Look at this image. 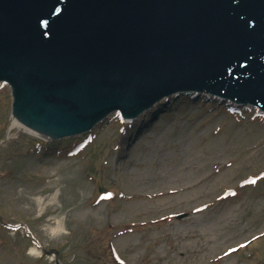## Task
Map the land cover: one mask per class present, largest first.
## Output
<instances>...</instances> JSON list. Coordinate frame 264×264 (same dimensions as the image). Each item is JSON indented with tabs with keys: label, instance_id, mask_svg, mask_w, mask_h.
<instances>
[{
	"label": "rangeland",
	"instance_id": "1",
	"mask_svg": "<svg viewBox=\"0 0 264 264\" xmlns=\"http://www.w3.org/2000/svg\"><path fill=\"white\" fill-rule=\"evenodd\" d=\"M196 100L148 112L139 134L114 116L72 157L80 137L6 134L1 85L0 264H264V119Z\"/></svg>",
	"mask_w": 264,
	"mask_h": 264
},
{
	"label": "water",
	"instance_id": "2",
	"mask_svg": "<svg viewBox=\"0 0 264 264\" xmlns=\"http://www.w3.org/2000/svg\"><path fill=\"white\" fill-rule=\"evenodd\" d=\"M0 83L49 142L180 95L264 119V0H0Z\"/></svg>",
	"mask_w": 264,
	"mask_h": 264
},
{
	"label": "bare ground",
	"instance_id": "3",
	"mask_svg": "<svg viewBox=\"0 0 264 264\" xmlns=\"http://www.w3.org/2000/svg\"><path fill=\"white\" fill-rule=\"evenodd\" d=\"M179 97H181V95ZM172 99L173 98H169L168 100L171 101ZM164 103H166L165 100H162V101L158 102L156 105L157 106H163ZM226 104L229 105L230 103H228L226 100L224 101V100H219L218 99L216 101V103H215V105L213 107V114H212L213 118L220 119V117H217V116H219V115H217V112H221L223 114V116H229V117L231 116L230 115L231 114V111H229L228 109H225V105ZM154 108H155V106H153L151 108V111H149V113H152V111H154ZM147 113L148 112H145L144 111L140 116H138V118H140V119L137 120V123H136V127L137 128L142 129L145 123L149 125V123H148L149 116L147 115ZM239 118L242 119L243 116H239ZM154 121H155V119H153L150 124L154 123ZM14 130L16 132H19V131H22L23 132L22 126H21V124L19 122H16V128H15V119L13 117H11V119L9 120V125H8V127L6 129V134L8 135L9 133H11ZM53 198H55V196H53L52 199ZM37 202H38V204H40V202H42V201L39 200ZM58 226H59V224H57L56 227H58ZM58 230H59V228L58 229L56 228V230H54V232H56ZM28 252L30 254H34L35 253V250L33 248H30Z\"/></svg>",
	"mask_w": 264,
	"mask_h": 264
}]
</instances>
